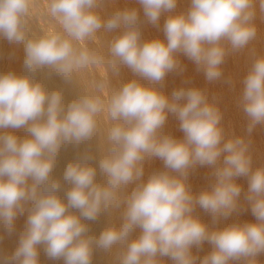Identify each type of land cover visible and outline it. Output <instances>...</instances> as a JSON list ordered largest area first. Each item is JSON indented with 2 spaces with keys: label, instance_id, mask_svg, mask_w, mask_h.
I'll use <instances>...</instances> for the list:
<instances>
[{
  "label": "clouds",
  "instance_id": "obj_1",
  "mask_svg": "<svg viewBox=\"0 0 264 264\" xmlns=\"http://www.w3.org/2000/svg\"><path fill=\"white\" fill-rule=\"evenodd\" d=\"M137 2L154 26H159L163 13H169L163 25L165 40L141 42L136 9L116 11L102 20L95 11L100 0H50V14L59 20L63 34L36 39H26L22 28L30 0H0V36L24 44V67L29 71L50 66L70 80L74 70L98 63L73 41L101 29H119L110 46L113 66L117 70L127 66L156 85L178 68V52L193 61L209 82L219 79L228 52L244 49L256 35L254 0H190V8L179 14H172L178 0ZM259 8L264 12V0H259ZM240 106L250 136L264 124V55L254 58L243 80ZM101 111L98 98L82 96L65 112L59 91L49 94L28 76L0 74V227L11 235L17 215L24 213V202L32 203L17 248L11 255L0 254V264H39L38 245H44L49 259L62 258L64 264H91L94 245L104 251L119 245L117 264H164L163 258L172 264H196L192 248L199 249L204 242L212 250L200 264L240 260L258 264L256 258L264 253V166L252 168L250 140L225 139L219 109L198 88L176 89L169 99L157 87L133 79L116 90L107 106L113 122L107 135L109 147L98 163L106 182H95L97 169L87 163L92 157L85 153L65 168L63 180L72 185L65 203L57 195L61 182L50 177L55 157L62 143L79 144L91 138ZM169 113L179 120L183 139L160 134ZM20 128L26 129L24 138L4 131ZM152 158L161 159L166 170L145 182L144 162ZM196 166L212 168L215 178L211 188L198 195L187 184ZM239 177L248 179L244 199L255 222L210 230L194 209L199 206L214 221L231 216L239 207ZM133 183L135 187L121 201L118 193ZM121 205L118 226L106 227L99 236L87 235L84 220L94 221L101 211ZM137 228L140 233L132 239Z\"/></svg>",
  "mask_w": 264,
  "mask_h": 264
},
{
  "label": "rangeland",
  "instance_id": "obj_2",
  "mask_svg": "<svg viewBox=\"0 0 264 264\" xmlns=\"http://www.w3.org/2000/svg\"><path fill=\"white\" fill-rule=\"evenodd\" d=\"M47 2L50 4V0H47ZM254 5L255 7L253 11L255 13V18L253 23L256 29L255 37L244 49L238 52H228L225 56L224 62L220 66L222 76L212 82H209L205 78L202 70H197V66L193 61H191L183 53L179 52L176 53L178 68L169 71L165 75L163 81L156 85H150L149 81L144 80L137 74H134L127 66H119V69L117 70V68L112 64L113 58L110 55V46L115 37L122 31L119 29L115 32H109L101 29L91 37L84 39V46L83 44L81 46L79 42L73 41L74 47L78 50H87L90 54L96 57L99 63H96V67L95 64H89L90 68H88L89 65H87L86 67L74 70L71 74L70 80H68L71 85H69V87H71L74 91L77 98L89 96L92 98H98L101 102L102 111L97 114L95 118L96 128L94 134L92 135V144L94 148L92 164L93 167L97 169V175L95 177L96 183L104 184L106 182L105 176L99 171L98 163L99 160L107 153L109 147L107 135L110 128L113 126V122L108 117L107 106L113 93L123 84L133 79L138 80L146 86L157 87L164 95L168 96L169 99H171V94L176 89H201L205 92L208 102L213 103L221 113V127L224 130L225 139L233 136H242L247 140H250L249 153L252 160V168L255 169L264 166V124L257 125L249 136L246 131L248 119L240 106L243 80L247 75L254 58L256 56L264 55V12H261L259 8V0H254ZM189 8L190 0H178L176 9L172 14L184 13ZM124 9H136L138 11L139 20L137 27L141 33V42L152 39L165 40L163 25L169 13H163L160 17L159 26H154L146 21L143 9L137 0H100L99 6L95 9V11L102 20H106L116 11ZM45 12L50 18H52V20H54L55 23L57 22L56 26H59V28H57V33L63 34V29L59 20L51 16L49 8H47V10L45 9ZM26 39L36 38L31 37L30 34H26ZM222 43L226 49L230 48L227 41H223ZM24 60V44H17L14 42L10 43L6 38L0 36V74L12 72L18 76H28L34 83H40L50 94L57 89V91L61 93L63 99L64 88H68V85L64 83V77L58 74L50 66H43L41 69L38 68L34 71H29L24 67ZM97 66L100 68L98 70L101 72H98ZM104 72L106 73L105 76L104 74L101 75V73ZM88 79L91 81H88ZM87 82L90 84H87ZM89 85H92L91 87H93V89L91 88L88 90V88H90ZM181 102L183 103L184 101ZM4 131L13 132L20 138H24L28 135L26 134L27 132L24 128L6 129ZM159 131L161 135H171L176 139H183L184 137V133L180 129L179 120L171 113L168 114L164 126ZM222 159L223 155L221 156V160ZM165 170L164 163L161 159H147L144 162V176L142 180L146 182L152 174ZM171 174L178 175L174 172ZM214 179L215 178L212 175V168L208 166H196L194 169L190 170L187 184L189 186V190L194 195H198L201 191L210 189L211 185L214 183ZM31 183L32 181L29 179V184ZM236 183L242 187L239 207L238 210H236L228 218H220L219 220L214 221L211 214L204 211L199 206L194 209L193 214L198 216L202 222L207 224L210 230L220 229L233 223L255 222L250 206L244 199V195L248 189V179L247 177H239L236 179ZM134 187L135 183L120 190L118 193L119 199L121 201L125 200ZM31 207V201L24 202V213L17 215L14 221L15 230L11 235L0 227V254L11 255L17 248L19 237L25 230L27 216ZM123 208L124 205H121L120 209L106 212L101 211V214H99L94 221L95 223L90 221V227H88L89 231L87 235L99 236V234L106 227L113 224L118 226L121 223V213L123 212ZM75 211L76 212L74 213L79 215L78 210ZM139 233L140 229L137 228L132 233L131 238H136ZM37 247L39 253V264H64L62 258L58 260L49 259L45 254L44 245H38ZM118 249L119 245L114 246L111 251H104L99 248L95 249L94 245L91 264H117L116 253ZM211 250L212 246L207 242H204L202 247L199 249L193 246L192 254L198 258L196 260V264H200V260ZM256 259L258 264H264V253H261ZM163 260L164 264H172L168 258H163ZM232 264H244V261H233Z\"/></svg>",
  "mask_w": 264,
  "mask_h": 264
},
{
  "label": "bare ground",
  "instance_id": "obj_3",
  "mask_svg": "<svg viewBox=\"0 0 264 264\" xmlns=\"http://www.w3.org/2000/svg\"><path fill=\"white\" fill-rule=\"evenodd\" d=\"M47 8H49V4H48L47 0H30L29 10H28L27 14L24 17H22V28H23V30L25 32V35L26 34H30L31 37H33V38H40L42 36H46V35H50V34H57V28H59V26L57 25L58 26L57 27L56 26V23L57 22L55 23L54 20H52V18H50L46 14L45 9L47 10ZM79 43H80L81 46H82V44L84 46L83 40L82 41H79ZM97 64H99V63H97ZM95 67H96V64H95ZM88 68H90V65H89ZM98 69H100V68L98 67L97 70ZM99 71L100 70H98V72ZM103 74L105 76L106 73L105 72L104 73H101V75H103ZM104 76H103V78H104ZM99 77H100V75H99ZM100 79H102V78H100ZM88 81H91V80L88 79ZM92 81H93V79H92ZM64 83H66L68 85V88H66V87L64 88L63 87L65 90L63 91V99H62V105L64 107V111L66 112L68 105L71 102H73L74 100H77L78 98L75 95L74 91L71 89V87H69V85H70L69 81L67 79H65V78H64ZM72 83H73V81H72ZM87 84H90V83L87 82ZM91 86H90V88H88V90L91 89V88L93 89V87H91ZM58 88H60V87H58ZM103 88H105V87H103ZM55 91H57V89L54 90V92ZM91 92H92V90H91ZM103 93H104V91H103ZM61 115H63V113H61ZM92 142L93 141H92V137H91V138H89L87 140H84V141L80 142L79 144H76L75 142H72V143H62V145H61V147H60V149L58 151V154L55 157L54 167L52 169V172L50 174V177H51V179H56V180H59L61 182V189L57 192V195H59L65 201V203L67 202L66 192L72 186L71 184H69L67 182H64V180H63V174H64V171H65V168H66V166L70 162L77 161L85 153L90 154L91 157H92V159H93L94 148H93ZM92 159L89 160V161H87V163L90 164L91 166H93ZM69 211L76 212L75 209H69ZM104 220H106V219H104ZM83 222L85 224H87L88 227H90V221L84 220ZM103 224H104V222H103ZM95 249H97V248L95 247ZM94 258H95V256H94Z\"/></svg>",
  "mask_w": 264,
  "mask_h": 264
}]
</instances>
